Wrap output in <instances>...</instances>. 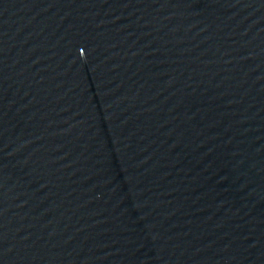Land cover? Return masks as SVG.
Returning <instances> with one entry per match:
<instances>
[{"label":"water","instance_id":"95a60500","mask_svg":"<svg viewBox=\"0 0 264 264\" xmlns=\"http://www.w3.org/2000/svg\"><path fill=\"white\" fill-rule=\"evenodd\" d=\"M0 264H264V0H0Z\"/></svg>","mask_w":264,"mask_h":264}]
</instances>
